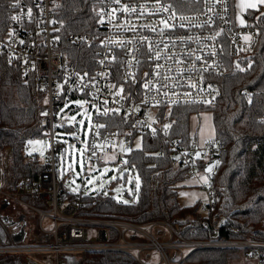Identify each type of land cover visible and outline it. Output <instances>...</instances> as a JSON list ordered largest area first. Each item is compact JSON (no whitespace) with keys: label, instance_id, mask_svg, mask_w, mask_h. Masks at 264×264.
I'll return each instance as SVG.
<instances>
[{"label":"built area","instance_id":"obj_1","mask_svg":"<svg viewBox=\"0 0 264 264\" xmlns=\"http://www.w3.org/2000/svg\"><path fill=\"white\" fill-rule=\"evenodd\" d=\"M98 2V31L69 33L65 37L73 46H94L90 55L94 68L92 71L85 68L84 72L69 67L68 57L56 49L52 21L58 0L37 1L40 14L35 30L27 26L28 9L19 2L12 6L13 16L20 19L9 24L6 37H0V48L9 58L20 61L26 76L34 73L39 77L38 83L45 90L47 115L43 122L50 142L46 152L49 169L40 174L37 183L28 176L15 178L9 169L10 150L6 154L0 151V205L8 202L6 208L16 211L17 219L7 215L4 219L8 227L14 225L20 232L16 239L0 237V255H22L27 264H71L69 258L77 259L83 253L111 251L128 254L140 264H183L195 250L220 249L243 250L256 264H264V239L252 234L245 238L186 239L161 221L136 224L77 216L79 201L63 200L55 174V156L67 143L56 141L54 131L57 112L66 110L69 115L79 108L70 101H88L92 122L85 158L92 163L103 162L117 150L118 142L130 144L133 133L138 137L168 134L169 127H165L169 126L168 121L160 119L168 116L165 107L213 104L219 93L213 77L224 68L226 57L235 61L247 57L258 39L253 26L241 25L244 14L239 17L236 13L235 0ZM161 21L172 27L165 28ZM37 33L41 34L40 41L34 40ZM245 36L251 39L245 41ZM121 88L123 92L117 95ZM111 114L129 121L130 127L107 129L110 121L106 116ZM101 124L103 128L98 127ZM170 149L171 164L186 167L189 177L198 179L197 160L218 154L220 143L211 139L197 146H185L180 139H174L170 141ZM215 169L213 166L212 170ZM202 189L207 197L204 209L208 210L214 204L210 180ZM31 194L43 204H29L24 196ZM18 207L33 212L36 220ZM46 219L49 228L44 225ZM33 224L42 235L37 240H33L30 228ZM221 226L220 223L216 229ZM48 253L51 256L46 258Z\"/></svg>","mask_w":264,"mask_h":264},{"label":"trees","instance_id":"obj_2","mask_svg":"<svg viewBox=\"0 0 264 264\" xmlns=\"http://www.w3.org/2000/svg\"><path fill=\"white\" fill-rule=\"evenodd\" d=\"M38 0H0V37L7 36L13 21V5L21 3L31 9L27 26L38 29L40 8ZM52 21L56 49L68 57V65L84 72L94 68V46H73L66 41L69 33H96L98 31V0H58ZM245 24L257 30L258 39L253 51L237 61L226 57L224 68L216 74L214 86L218 89L216 101L211 105H175L165 107L168 116L160 117L169 123L168 134L141 135L133 133L132 141L139 138V147L132 148L127 163H122L135 177H139V190L135 180L131 183L130 198L123 203L113 194L100 191L90 193L66 191L63 176H58L61 150L55 156V174L59 192L65 201H79L77 216L88 218L121 219L136 224L161 221L186 239L205 240L212 238H245L252 234L264 239V12L247 10ZM35 41L41 40L37 33ZM88 57V58H87ZM245 69L240 71L236 65ZM250 65V67H249ZM20 61L9 58L0 48V151L9 154V169L15 178L30 177L38 182L41 173L49 165L36 155L23 153L29 140L46 134L43 122L46 111L45 90L34 73L26 76ZM24 77L26 79H24ZM249 94H246V92ZM209 111L215 141L220 143L218 154L207 160L198 159L197 169L204 172L208 163L215 160L216 168L208 174L214 189L212 208L200 211V203L181 206L176 187L188 179L186 167L171 164L170 141L180 139L183 145H191L190 116ZM110 123L107 129L118 126L121 130L130 127V122L116 114L106 116ZM65 130H73L65 126ZM71 145V143L69 144ZM132 147V146H131ZM125 181L128 172L123 173ZM31 205L43 202L33 194L24 196ZM204 207V206H203ZM27 213L26 209L18 207ZM34 220L36 215L30 211ZM222 226L217 230L216 226ZM33 240L42 237L33 231ZM1 237V236H0ZM49 239L48 236H46ZM114 237V233H113ZM16 239V238H15ZM32 240V241H33ZM231 250L198 249L190 253L183 264H228ZM71 264H140L132 256L121 252L83 253L77 259H68ZM0 264H27L24 256L0 255Z\"/></svg>","mask_w":264,"mask_h":264},{"label":"rangeland","instance_id":"obj_3","mask_svg":"<svg viewBox=\"0 0 264 264\" xmlns=\"http://www.w3.org/2000/svg\"><path fill=\"white\" fill-rule=\"evenodd\" d=\"M245 1L249 2V0ZM258 9L260 13H263L264 5H262V8L259 7ZM241 10L242 9L236 4V13H238L239 17L243 16L245 13V10ZM76 101L83 102L84 100L75 99L70 102L78 106L75 103ZM66 114H68L66 110L56 113L54 131L56 141L67 143L64 153L59 156L61 160L58 166V176L60 178L63 176V183L66 191L90 193L102 190L103 192L113 194L119 201L134 200V194L131 198L128 195L131 193V183L132 180L136 178L135 174L127 167H123L120 161L125 144L121 141L118 142L117 150L109 153L103 162H88L85 158L86 139L92 122V112L88 108V103L85 104L83 108L79 107L73 114ZM72 117H75V120H72ZM189 125L191 145L197 146V144L213 139L214 131L211 113L209 111L192 114L190 116ZM65 126H72L73 130H65ZM69 143H71V145H69ZM137 145H139V138L136 137L132 141L131 146L132 148H138ZM49 148L50 142L48 135L45 134L43 137L29 140L25 145L23 153L29 157L36 155L41 162L46 163V152ZM125 172H128V175L125 181H123V173ZM197 175L199 176V181L195 178L188 177V179L177 184V198L181 206L192 205L195 202L200 203V211L203 213L205 211L203 206L207 202V197L202 189V185H206L209 182V177L207 173L201 172L200 170H197ZM113 177L115 178L113 179ZM89 181L92 182L89 183ZM200 183L202 185H200ZM118 189L119 192L117 191ZM8 205V202H2L0 205V234L3 237L11 238L9 232L14 234L18 229L14 225L13 227H8L4 216L7 215L15 220L18 214L16 211L13 212L11 208L7 209L6 207ZM27 214L31 216L30 211H27ZM1 219H4V221ZM44 225L46 228L50 227L48 219L44 221ZM15 236L16 235H13V239L16 238ZM231 251L228 264H256L254 259L243 250ZM49 256H51V253H48V256L45 257L49 258ZM34 257L44 258L41 255H34ZM153 260H155L154 257Z\"/></svg>","mask_w":264,"mask_h":264},{"label":"snow or ice","instance_id":"obj_4","mask_svg":"<svg viewBox=\"0 0 264 264\" xmlns=\"http://www.w3.org/2000/svg\"><path fill=\"white\" fill-rule=\"evenodd\" d=\"M115 2L116 3H119L120 2V0H115ZM258 5H264V0H249V2H242L241 3V5H240V7L243 9V8H249V9H255V10H259L258 9ZM14 7L16 6V5H13ZM125 12H127V11H129V9L128 8H124L123 9ZM164 11H167L168 9L167 8H164L163 9ZM115 9H113V14L115 13ZM131 11H136L135 9H131ZM28 16H31L32 15V12H31V9H29L28 10ZM173 15H175L174 13H173ZM12 19L15 21V20H19L20 19V17L19 16H13L12 17ZM101 23H103V20H101L100 21ZM161 23H163L164 24V27L165 28H171L172 27V25H169L168 24V22L167 21H161ZM240 23H241V25H243L244 23H245V21L243 20V19H241L240 20ZM217 35H219V33H217ZM244 39H245V41H248V40H250L251 38L249 37V36H245L244 37ZM21 43H23L24 41L23 40H21L20 41ZM157 59H159V55H157V57H156ZM198 59H199V57H198ZM236 67L240 70V71H244L245 69H243V68H240V66H239V64H237L236 65ZM249 67H250V65H249ZM85 75H87V74H85ZM113 87H116L115 85H113ZM144 87L145 88H148V84L147 83H145V85H144ZM123 92V88H121L120 90H119V92L117 93V95H119L120 93H122ZM47 101H45V103H46ZM79 107H81V108H83L84 107V105L85 104H87L88 103V101H83V102H81V101H76L75 102ZM44 115H47V113H43ZM104 114H107V109L105 110V112H104ZM72 120H75V117H72L71 118ZM98 127L99 128H103L104 127V125L103 124H101V125H98ZM166 128L167 127H169V126H165ZM153 131H155V130H153ZM38 143V142H37ZM137 147H139V145H137ZM125 163H127V161H125ZM208 171L210 172L211 171V168H209L208 169ZM115 177H113V179H114ZM92 181H89V183H91ZM139 187H140V184H139V177H136L135 178V189H136V191H138L139 190ZM118 192H119V189L117 190ZM123 203H128V201H123Z\"/></svg>","mask_w":264,"mask_h":264},{"label":"water","instance_id":"obj_5","mask_svg":"<svg viewBox=\"0 0 264 264\" xmlns=\"http://www.w3.org/2000/svg\"><path fill=\"white\" fill-rule=\"evenodd\" d=\"M131 150H132V147H131L130 144H127V145L124 147L123 152H122V156L120 157V161H121L122 163H125V161H127V157L130 155ZM215 164H216V161H215V160H213V161H211L210 163H208V164L206 165L205 169H204V172H205V173H210L211 171L209 172L208 169L211 168V170H212V168H213V166H214Z\"/></svg>","mask_w":264,"mask_h":264},{"label":"crops","instance_id":"obj_6","mask_svg":"<svg viewBox=\"0 0 264 264\" xmlns=\"http://www.w3.org/2000/svg\"><path fill=\"white\" fill-rule=\"evenodd\" d=\"M242 2H245L246 3V1L245 0H235V6H236V4L239 6V8L240 9H242L241 7H240V5H241V3ZM259 7H261L262 8V5H258V8ZM243 10H245V11H247V10H252V9H249V8H243L241 11H243ZM196 180H198L199 181V178L198 179H196ZM200 185H201V183H200ZM34 226H35V224H33L30 228H31V231H36L37 229L36 228H34ZM6 227V226H5ZM9 234H10V237H11V239H13V235H16L15 237H17L18 235H20V232L19 231H16V233H11V232H9ZM0 236H2L1 234H0Z\"/></svg>","mask_w":264,"mask_h":264}]
</instances>
